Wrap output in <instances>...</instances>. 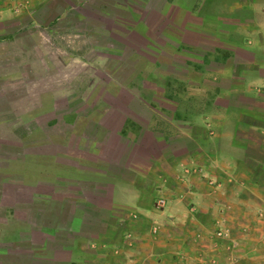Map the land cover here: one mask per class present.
Returning a JSON list of instances; mask_svg holds the SVG:
<instances>
[{
    "label": "crops",
    "instance_id": "crops-1",
    "mask_svg": "<svg viewBox=\"0 0 264 264\" xmlns=\"http://www.w3.org/2000/svg\"><path fill=\"white\" fill-rule=\"evenodd\" d=\"M52 1L0 0V23ZM72 4L96 71L0 89V264H264V0ZM106 56L170 71L117 84Z\"/></svg>",
    "mask_w": 264,
    "mask_h": 264
},
{
    "label": "rangeland",
    "instance_id": "rangeland-1",
    "mask_svg": "<svg viewBox=\"0 0 264 264\" xmlns=\"http://www.w3.org/2000/svg\"><path fill=\"white\" fill-rule=\"evenodd\" d=\"M75 1L76 0H55L49 3L47 8L45 6L41 7L40 12L37 14L39 21L38 20L35 21V24L30 23L31 15H28L27 12L18 17H13L10 20H6L0 23V34H5L2 36L6 37V38H0V89L17 88L23 90L24 81L19 79L18 80L6 79L8 78V76L10 77L16 74L17 75L21 74L25 78L29 77L26 80L25 87L26 88L30 87L38 91L40 88L43 87H47L51 85H53L54 87H58L64 84L65 78L63 74L65 73H68L69 77H72V75L73 76L77 75V73L79 74L84 72L87 73L89 71L92 72L96 71L95 66L92 65L91 63H96V60L101 55L98 54L97 52L98 50L96 49L93 50L91 48L78 46L76 41L79 40L80 38L74 36L75 33H73L72 29L74 27L79 29L83 27L78 23H76V18L73 17L72 15V14L74 15L76 14V9L70 11L69 14L66 13L68 8L74 6L72 3ZM52 14L53 15L57 14V16H60L61 14L66 15L65 19H61L58 23L60 30L57 29L56 31L53 30L51 31L50 28H44V26H42L43 28H40L38 24L40 22H43L42 25L48 23L49 21L48 18ZM32 17H35V15L33 14ZM104 21L105 20H103L104 24L101 25L99 24L100 27L104 28V26H102V25H106ZM11 31L14 32L13 36L7 35ZM81 34L83 36H88L87 31L85 33L83 29ZM60 45L62 47H58ZM36 46L37 49H35ZM134 61L135 59L132 60V62ZM51 62L53 63L55 62L54 66L52 67H50ZM102 64L103 65L100 66L102 67L101 70L105 72L108 76H111L113 78V81L116 80L115 82L117 84H122V85L125 81L117 79L115 74L121 77L128 76L129 74H131V72H134L136 74L135 71L139 67H141L139 68L141 70L145 69L146 71H150V72L154 71V73L157 71L167 72L168 70L167 67H166L167 69L162 70L152 65L149 66L145 64L140 65L136 62L135 63H127V62L124 63L120 61L110 62V58H108L107 56L105 62H103ZM36 68H38V71L36 70ZM36 73L38 74L47 73L50 74L48 78H50V76L51 77L54 76V78L46 81L47 78H44V76H36ZM57 73H60L61 75L58 76L56 75ZM99 80L100 81L95 80L88 82L87 85L90 84L97 85L98 82H100L99 85H101V82H103L104 83L103 85H105L107 82V80L106 82L102 81L101 79ZM131 81L127 79L126 82L130 84ZM76 82L77 81H75V83ZM133 82L137 83L138 81L134 80ZM45 83H47V85H45ZM164 83L167 85V87H170L172 81L166 78V81ZM117 84H114L113 82L112 87H116L119 89L120 86L119 85L117 86ZM149 84H153L154 87L156 86L155 81ZM160 87H162V85H160ZM24 98H28V97L9 96L6 99L11 100L9 102L10 104L14 100V103L20 105H26L28 104V102L24 101ZM36 98L37 99L33 98V100H35V103L38 104L40 99L38 96ZM182 102H184L189 106H191V104L192 105L203 104L204 102L203 94L195 95L193 99H189L188 96L184 94V98H182ZM2 114L6 116V119H10V120L16 117L15 113L11 111L9 112L5 111L4 113H0V115ZM177 114L178 113H176L175 115L177 116ZM180 114L182 115L184 114V112L182 113L180 112L179 115Z\"/></svg>",
    "mask_w": 264,
    "mask_h": 264
},
{
    "label": "built area",
    "instance_id": "built-area-1",
    "mask_svg": "<svg viewBox=\"0 0 264 264\" xmlns=\"http://www.w3.org/2000/svg\"><path fill=\"white\" fill-rule=\"evenodd\" d=\"M164 203H165V200H164L163 198H161V199L159 200V205H160V206H163ZM225 235H226V231L224 230L223 227L219 226V227H218V230L216 231V236L221 238V237H223V236H225Z\"/></svg>",
    "mask_w": 264,
    "mask_h": 264
},
{
    "label": "trees",
    "instance_id": "trees-1",
    "mask_svg": "<svg viewBox=\"0 0 264 264\" xmlns=\"http://www.w3.org/2000/svg\"><path fill=\"white\" fill-rule=\"evenodd\" d=\"M13 31H11L10 33H8L7 35H9V36H13V34H14V32L12 33ZM2 35H5V34H0V38H1V36Z\"/></svg>",
    "mask_w": 264,
    "mask_h": 264
}]
</instances>
